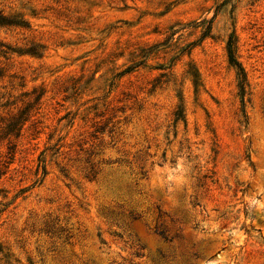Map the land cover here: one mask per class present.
I'll list each match as a JSON object with an SVG mask.
<instances>
[{
    "label": "rangeland",
    "instance_id": "374dc122",
    "mask_svg": "<svg viewBox=\"0 0 264 264\" xmlns=\"http://www.w3.org/2000/svg\"><path fill=\"white\" fill-rule=\"evenodd\" d=\"M2 20L0 264H264V0H0Z\"/></svg>",
    "mask_w": 264,
    "mask_h": 264
},
{
    "label": "trees",
    "instance_id": "16d2710c",
    "mask_svg": "<svg viewBox=\"0 0 264 264\" xmlns=\"http://www.w3.org/2000/svg\"><path fill=\"white\" fill-rule=\"evenodd\" d=\"M5 24L7 25V24H11V23H7L4 20L0 21V25H5ZM227 53H228L229 63L236 69V74L239 78V93H240L241 98H243L244 94H245V89H244L245 74H244L242 67L240 66V64L238 63V61L235 58L234 46H233V37L232 36L229 37V41L227 43ZM176 117H177V119H180L181 115L176 114ZM12 120H13V122L7 127V129H9L11 132H13L14 130L17 129L18 124H19V130H21L24 122L26 121V119H24V120L21 119V121H18L17 117L12 118ZM19 120H20V118H19ZM158 234L162 235V232H159Z\"/></svg>",
    "mask_w": 264,
    "mask_h": 264
}]
</instances>
